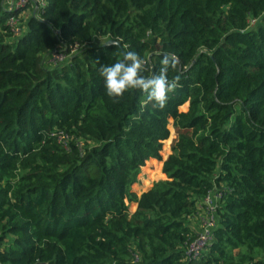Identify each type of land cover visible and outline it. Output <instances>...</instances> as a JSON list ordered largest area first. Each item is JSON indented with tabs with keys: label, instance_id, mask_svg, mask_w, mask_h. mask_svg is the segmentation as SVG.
I'll use <instances>...</instances> for the list:
<instances>
[{
	"label": "trees",
	"instance_id": "1",
	"mask_svg": "<svg viewBox=\"0 0 264 264\" xmlns=\"http://www.w3.org/2000/svg\"><path fill=\"white\" fill-rule=\"evenodd\" d=\"M43 1L0 0V264H264V0Z\"/></svg>",
	"mask_w": 264,
	"mask_h": 264
},
{
	"label": "built area",
	"instance_id": "2",
	"mask_svg": "<svg viewBox=\"0 0 264 264\" xmlns=\"http://www.w3.org/2000/svg\"><path fill=\"white\" fill-rule=\"evenodd\" d=\"M27 0H6V8L7 9H15L20 7L26 3ZM38 3V7H41L45 4L43 0H32ZM16 17H9L7 20V24L10 26L12 32L14 34H20L22 30V26L18 25ZM251 25L254 24V20L251 19L248 21ZM250 25V26H251ZM63 56L60 54L51 53L48 56V61L50 63L61 60ZM48 62V63H49ZM164 82V79L161 80ZM159 89L157 90V92ZM218 198L217 193L213 191L207 192L201 198V205L203 207L205 216L201 218V225L200 228L195 232L192 239L186 245V253L189 258H195L200 254L203 248L210 242L212 239V228L216 222L215 216V203L216 199Z\"/></svg>",
	"mask_w": 264,
	"mask_h": 264
},
{
	"label": "rangeland",
	"instance_id": "3",
	"mask_svg": "<svg viewBox=\"0 0 264 264\" xmlns=\"http://www.w3.org/2000/svg\"><path fill=\"white\" fill-rule=\"evenodd\" d=\"M25 10H23L19 16L17 17V23L19 25L18 22V18L20 19V21L22 22V20L24 18H26V16L30 13L31 8H23ZM252 24V23H251ZM249 23V25H251ZM100 40V39H98ZM103 41V40H102ZM50 62L47 63V66H50ZM175 136H176V132L173 128H169V136L167 138V141H162V146H161V150H160V156L161 159L163 160L166 155L169 153L170 151V147L172 145V143L175 140ZM160 166H161V162L160 161H152V160H148L145 161L144 164L140 167L138 173H137V177H136V182L131 186V190L135 191L136 194H139L140 191H143L145 188L149 187L151 182L157 179H162L163 176H161V171H160ZM134 203H128V211H129V217H131V213L134 210ZM198 210L200 213V217H196L197 219V226L196 229L194 230V233L200 228L201 225V218L203 216H205L203 207L201 205V201L198 204ZM198 212V211H197ZM196 216V215H195ZM193 217V216H192ZM191 218V217H190Z\"/></svg>",
	"mask_w": 264,
	"mask_h": 264
},
{
	"label": "crops",
	"instance_id": "4",
	"mask_svg": "<svg viewBox=\"0 0 264 264\" xmlns=\"http://www.w3.org/2000/svg\"><path fill=\"white\" fill-rule=\"evenodd\" d=\"M200 213H201V211L199 212V210H198V212L196 213V216H193V217H191V218L188 219V224L190 225V227L193 230L196 229V226H197V219H196V217L199 218L200 217Z\"/></svg>",
	"mask_w": 264,
	"mask_h": 264
},
{
	"label": "water",
	"instance_id": "5",
	"mask_svg": "<svg viewBox=\"0 0 264 264\" xmlns=\"http://www.w3.org/2000/svg\"><path fill=\"white\" fill-rule=\"evenodd\" d=\"M104 44H115V45H117L118 48L120 49V52H121L122 56H124L126 58V56L124 55V52H123V50H122V48L120 46V43H119V41L117 39L109 38V39L104 41ZM130 74L132 75V73H130Z\"/></svg>",
	"mask_w": 264,
	"mask_h": 264
}]
</instances>
